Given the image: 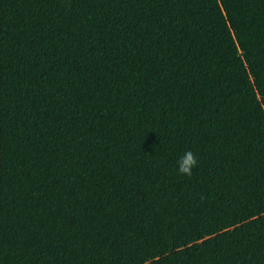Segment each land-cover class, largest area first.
Instances as JSON below:
<instances>
[{
    "label": "trees",
    "instance_id": "obj_1",
    "mask_svg": "<svg viewBox=\"0 0 264 264\" xmlns=\"http://www.w3.org/2000/svg\"><path fill=\"white\" fill-rule=\"evenodd\" d=\"M0 264H264V0H0Z\"/></svg>",
    "mask_w": 264,
    "mask_h": 264
},
{
    "label": "clouds",
    "instance_id": "obj_2",
    "mask_svg": "<svg viewBox=\"0 0 264 264\" xmlns=\"http://www.w3.org/2000/svg\"><path fill=\"white\" fill-rule=\"evenodd\" d=\"M197 158L192 151H186L177 161L178 173L191 176L193 168L197 166Z\"/></svg>",
    "mask_w": 264,
    "mask_h": 264
}]
</instances>
